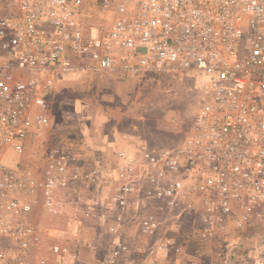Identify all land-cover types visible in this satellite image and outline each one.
Returning a JSON list of instances; mask_svg holds the SVG:
<instances>
[{
  "label": "built area",
  "instance_id": "obj_1",
  "mask_svg": "<svg viewBox=\"0 0 264 264\" xmlns=\"http://www.w3.org/2000/svg\"><path fill=\"white\" fill-rule=\"evenodd\" d=\"M98 71L190 75L204 98L170 148H142L138 159L116 149L108 169L91 150L84 171L75 146L60 143L38 182L7 168L6 157L50 125L57 84ZM77 184L106 187L85 209L116 224L120 210L148 198L176 217L198 212L202 235L226 218L235 230L254 225L264 210V0H0V235L11 244L0 258L26 264L36 237L17 219L32 211L37 187L57 213L56 190ZM140 223L149 234L159 226L151 215Z\"/></svg>",
  "mask_w": 264,
  "mask_h": 264
},
{
  "label": "rangeland",
  "instance_id": "obj_2",
  "mask_svg": "<svg viewBox=\"0 0 264 264\" xmlns=\"http://www.w3.org/2000/svg\"><path fill=\"white\" fill-rule=\"evenodd\" d=\"M98 17L99 15L96 22L101 24L103 20ZM112 75L115 76L106 71L66 75L57 84L48 102L50 125L41 134L27 139L25 151L20 157L7 156L5 166L16 167L33 182H38L43 178L44 155L47 150L59 148L60 143L81 145L85 140L86 148L94 150L95 143L93 144L92 139L97 140L96 134L87 130L94 123L106 122L109 128L116 127L129 136L141 137L144 145L142 148L155 147L152 145L155 142L165 144L160 146L162 148H170L185 136L204 98V93L195 87L192 76L158 73L143 78L131 77L126 84L116 85L111 83ZM81 128L83 132L86 129L89 133L83 134V141L74 139L72 132ZM125 138L128 139L127 136ZM131 149L135 150V147L128 150L138 159V155ZM115 158L103 155L100 158L102 166L110 168L118 162ZM82 167L84 171H88L90 163H84ZM106 178L111 186L112 179ZM83 190L75 199L73 190L64 193L65 189H57L54 198L60 202L61 212L52 213L43 205V192L38 187L35 189L32 211L18 215L17 219L32 225L36 237L30 244L26 264H223L222 259L211 257L209 252H217L227 244L224 243V235L228 236V232L232 231V228L227 227L231 225L229 218L225 219L226 227H212V232L207 231L208 234L202 235L200 225H197L200 220L198 212L193 216H185L183 213L180 219L184 222L175 226L173 212L153 207L148 203L151 200L146 198V207L141 211L133 206L120 210V218L116 224L103 221L97 212L85 209L88 197L86 189ZM98 191L100 198L107 197L106 187H98ZM88 193L90 197V189ZM92 195L97 197V193ZM133 198L136 201L138 197ZM144 215H151L159 222L153 234L142 231L140 222ZM187 220L190 222L186 223ZM254 223L257 224L254 225L255 241L245 240L240 243L242 259L227 260L228 263L264 264V210L254 218ZM74 224L80 225L78 233L74 230ZM238 232L241 233L239 230ZM221 240L224 241L222 246L219 244L222 243ZM186 243L188 248L183 251ZM9 245L11 246L10 242L0 235V249L8 250ZM207 245L209 248L205 247ZM54 246L63 251L54 252ZM189 252L193 257L187 256ZM0 261L2 264L18 262L17 259L8 258H0Z\"/></svg>",
  "mask_w": 264,
  "mask_h": 264
},
{
  "label": "crops",
  "instance_id": "obj_3",
  "mask_svg": "<svg viewBox=\"0 0 264 264\" xmlns=\"http://www.w3.org/2000/svg\"><path fill=\"white\" fill-rule=\"evenodd\" d=\"M106 72L115 74V76L113 77V75H112V77L114 79L118 80L119 82L116 81V80H114L112 78L111 79V83L112 84H116V85L126 84L127 80L131 78V76H125V75H123V74H121L119 72L118 73L117 72H109V71H106ZM91 125L94 128L92 127L90 129H87V130L89 131V133H91L93 135L96 134L95 136H96V139L97 140H93L92 139L93 144L95 143L94 144L95 148L93 150V154L92 155L96 156V158H98V157L101 158L103 155L107 154V155H111V157L112 156L113 157H116L115 159L117 160L119 158L114 154V150H116V149H128V148H132V147L133 148L135 147V150L136 151L134 149H131V151L132 152H135L139 156V154H140L139 150H142V147H144L143 143L141 142V137L139 139L138 137H135V136H131V135L129 136V135H127V133L121 132L118 129H116V127H112V128L110 127L109 128L108 126H106L107 125L106 122H103V124L94 123V124H91ZM87 130L84 129L85 132L82 131V128L81 129H78V130L77 129L73 130L72 131L73 132V135H74L73 138L74 139H79L80 141L85 140L83 138V134L88 133ZM87 136H89L88 138H91L90 135H87ZM126 136H127L128 139L125 138ZM85 142H86V140H85ZM85 142L83 144H81V145H78V144H75L74 145L75 146V150L77 152H79V154H74V156L77 159L80 158V161H78L79 164L90 163V161L87 160V157L86 156H89V153L91 152V150H89V149L86 148ZM174 144H177V143H174ZM174 144H168V146L169 145H174ZM86 145H87V143H86ZM152 145H154L155 147L165 146V144H162V143H159L158 144V142H155ZM147 146L148 145H145V147H147ZM83 188L84 187L82 186V184H77L74 192L72 191L73 192V195H75V199H76V197L78 198L81 195L80 192L84 191ZM84 189H86V191H87L86 192V195H87L88 198H92L93 197L92 193H97V195H95V196H99L100 195L98 189L97 188H94V189L91 190V193H90L91 196L89 197L88 189L87 188H84ZM148 203L152 204L153 207L158 206V203H156V202H154L152 200L149 201ZM145 207H146V204L139 205L138 210L141 211ZM175 218H176V220L174 219V223L173 224L175 226H180V224H182L181 221H183V220H181L180 217H176L175 216ZM190 220H187L186 223L190 222ZM107 225L110 226L109 223H107ZM197 225L199 226L200 225V222H198ZM254 225L257 226L256 223H254ZM254 225L247 226L246 228H244V231H242V232H241V230H239L241 233H239L238 230L235 231L232 225L227 226V227L232 228V231L230 230L228 232V234H229L228 236L223 234L224 235V241L225 242L222 241V240H221L222 243L219 242V244H221V246L223 245V242L225 244L226 243L227 244L226 245H223L222 248H221V250H218L217 252L210 250L209 253L212 254V255L210 254L211 257H214V258L215 257H218V258L222 259L223 260V264H225V263L231 264V263H228L227 260H233L234 261L236 258H238V259L241 258V256H242L241 252L242 251H241V249L239 247V244L242 243L245 240H251L252 242L255 241L254 228L256 226H254ZM73 226H74L75 232L78 233V229L80 228V225L74 224ZM244 232H245L246 236H245V234H243ZM191 241H196V240H191ZM190 243L191 242H189V244ZM247 243H249V242L247 241ZM182 244H184V243H182ZM185 245L186 246L183 247V249H184L183 251H186L187 248H188V244L186 243ZM208 245L205 246V247H208ZM185 247H186V249H185ZM182 256H184V255H182ZM187 256L190 257V258L193 257V255L191 254V252H189V254H187ZM233 264H235V263H233Z\"/></svg>",
  "mask_w": 264,
  "mask_h": 264
}]
</instances>
